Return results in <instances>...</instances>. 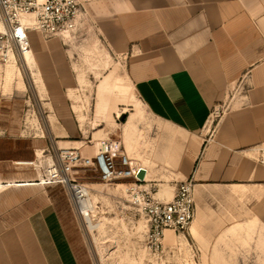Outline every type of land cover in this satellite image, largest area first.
Wrapping results in <instances>:
<instances>
[{
    "label": "crops",
    "instance_id": "1",
    "mask_svg": "<svg viewBox=\"0 0 264 264\" xmlns=\"http://www.w3.org/2000/svg\"><path fill=\"white\" fill-rule=\"evenodd\" d=\"M88 10L78 33L94 30L111 54L126 58L136 100L170 129L162 157L174 183L192 178L195 199L218 193L200 210L196 201L198 239L189 232L195 260L264 263V167L246 155L264 143V0H96ZM28 36V70L39 102H46L49 131L59 135L57 144L72 146L76 51L38 31ZM216 109L222 114L209 135ZM24 116L0 109V119L17 118L0 123V264H94L66 189L40 184V172L25 165L51 163L54 154L50 161L40 154L42 144L23 139ZM123 133V149L134 159L127 149L136 142L143 148L137 121Z\"/></svg>",
    "mask_w": 264,
    "mask_h": 264
},
{
    "label": "rangeland",
    "instance_id": "2",
    "mask_svg": "<svg viewBox=\"0 0 264 264\" xmlns=\"http://www.w3.org/2000/svg\"><path fill=\"white\" fill-rule=\"evenodd\" d=\"M6 33L7 28L0 9V99L3 100L0 102V109L25 110L24 119L21 117L18 119V121L22 119V123L26 125L27 130L23 139L38 145L42 144L43 151H40V154L42 157L48 155L47 158L50 161V153L58 147L77 148L85 155L93 156L96 153L93 143L95 144L98 140L120 141L127 147L123 133L124 127L127 130L133 121H137L139 132H141L138 138L143 143L142 153L136 149L139 142H136L133 150L128 148V153L133 157L131 154L133 151L134 159L150 168V179L160 182L155 186L160 191L154 193L157 194L156 197L170 201L175 195L174 187L179 183H174L177 178L164 165L162 157L170 138V129L152 119L136 100L133 88L126 79L123 57L111 54L107 46L98 41L96 33L90 28L83 36L77 33L70 38V42L66 43L69 48H74L76 51L72 65L80 81L76 91L69 93L74 110L73 120L78 132L74 135L69 134L67 140L74 143L66 147L64 144H57L54 137L59 135L51 134L49 131V122H52L48 117L46 102H39L28 70L32 58L30 62L22 59ZM42 38L44 39L43 36ZM52 39H44V41ZM10 51L17 58V66L6 68L10 63ZM229 101L230 99L228 103ZM220 110L216 109L213 112L214 121L208 126L209 135L212 134L214 124L222 114ZM16 119L1 118L0 123L8 121L11 124ZM95 133L98 134L94 136ZM246 155L253 159L250 151ZM77 180L88 184L93 189L89 201L94 207V213H89L88 217L86 214L81 216L84 222L79 217L78 220L94 264H216L195 260L193 249L189 244L191 240L189 233L184 235L166 232L164 253H150L146 249L149 246L146 245L144 237L145 223L140 218L134 217L127 194L123 192L124 187L108 185L101 179L99 172L89 169L81 170ZM216 194L218 195V193H201L198 197L196 195L198 209L200 210V204L204 201L209 205L214 204ZM223 200L230 201L229 198ZM86 205L87 202L83 204V210ZM199 222L198 218L191 229L192 236L196 239L198 235L196 231L193 232V227ZM168 235L172 237V241L167 238Z\"/></svg>",
    "mask_w": 264,
    "mask_h": 264
},
{
    "label": "built area",
    "instance_id": "3",
    "mask_svg": "<svg viewBox=\"0 0 264 264\" xmlns=\"http://www.w3.org/2000/svg\"><path fill=\"white\" fill-rule=\"evenodd\" d=\"M92 1L96 0H0L6 36L20 54L30 47L29 31H38L46 40L58 37L66 44L65 38L77 35L81 21L89 17L88 4ZM26 20H33L34 25L25 24ZM122 59L126 62L125 57ZM93 145L97 150L93 156L80 149H56L51 163L35 159L27 166L40 172V184H59L66 189L81 221L83 204L93 191L77 180L81 170L99 172L108 185L124 187L134 217L145 223L144 237L150 253H164L167 231L184 235L190 232L197 208L192 178L179 182L174 197L164 201L154 194L156 187L147 181L148 172L126 154L120 141L98 140ZM250 152L253 160L264 167V143ZM142 170L146 173L144 179L139 178Z\"/></svg>",
    "mask_w": 264,
    "mask_h": 264
},
{
    "label": "bare ground",
    "instance_id": "4",
    "mask_svg": "<svg viewBox=\"0 0 264 264\" xmlns=\"http://www.w3.org/2000/svg\"><path fill=\"white\" fill-rule=\"evenodd\" d=\"M25 24H28V25H34V21L33 20H26L25 21ZM3 31L5 32V28H3ZM70 36H67L66 38H65V41H66V43H68V42H70L69 40H70ZM23 46H25V43H24V45ZM21 56H22V59H27L29 62L31 61L30 59H31V50H30V47L29 48H27L26 50H24V51H22V53L20 54ZM9 57H10V63L7 65V67L6 68H8V67H11V66H17V64H16V61H17V58H16V56H15V54L13 53V52H9ZM31 63V62H30ZM212 121H214V113H213V115H212V119H211V122ZM71 149H77V148H71ZM97 151V150H96ZM136 160V159H135ZM35 161V160H34ZM34 161H30L29 163H26L25 165H29V164H31L32 162H34ZM138 163H141L140 161H138V160H136ZM144 167V166H143ZM144 169L148 172V174H149V170L147 169V168H145L144 167ZM146 179L148 180V175H147V177H146ZM86 202H87V205L85 206V208H84V210H83V216H85V214L86 215H88L89 216V213H91V214H93L94 213V207H93V205H92V203L89 201V199H87L86 200ZM86 202H84V203H86ZM192 227V226H191ZM167 232H169V231H167ZM170 241H172V237L171 236H169L168 235V237H167ZM165 239H166V233H165Z\"/></svg>",
    "mask_w": 264,
    "mask_h": 264
},
{
    "label": "water",
    "instance_id": "5",
    "mask_svg": "<svg viewBox=\"0 0 264 264\" xmlns=\"http://www.w3.org/2000/svg\"><path fill=\"white\" fill-rule=\"evenodd\" d=\"M123 120H124V117H123ZM145 174H146L145 171L142 170L141 173H140V175H139V178L140 179H144L145 178Z\"/></svg>",
    "mask_w": 264,
    "mask_h": 264
}]
</instances>
